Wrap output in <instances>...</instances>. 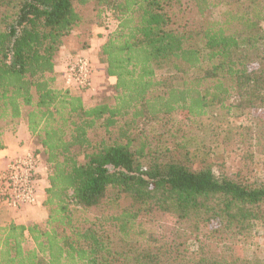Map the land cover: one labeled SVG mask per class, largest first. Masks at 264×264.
I'll return each mask as SVG.
<instances>
[{"label":"trees","instance_id":"trees-1","mask_svg":"<svg viewBox=\"0 0 264 264\" xmlns=\"http://www.w3.org/2000/svg\"><path fill=\"white\" fill-rule=\"evenodd\" d=\"M65 51L107 90L65 88ZM258 110L260 136L264 0H0V123L26 127L47 214L0 225V264H250L264 179L215 174L187 129Z\"/></svg>","mask_w":264,"mask_h":264},{"label":"rangeland","instance_id":"rangeland-1","mask_svg":"<svg viewBox=\"0 0 264 264\" xmlns=\"http://www.w3.org/2000/svg\"><path fill=\"white\" fill-rule=\"evenodd\" d=\"M85 18L90 19L93 13L90 8L75 6ZM103 25L93 29V53L108 32L114 30L116 22L108 17ZM71 39L68 51H76ZM88 57L91 54H86ZM97 97L107 90L108 83L103 76L98 78ZM95 93V94H96ZM258 110L250 117H218L214 116L198 120L187 129L189 149L199 151L206 157L215 174L224 173L228 176L238 175L249 181L264 179V135L257 136L254 117L262 116ZM258 119V118H257ZM261 124H258L260 126ZM43 208L38 211L34 223L42 224L46 220ZM163 230L172 227V218H164L161 222ZM189 250L196 249L195 243L188 244ZM236 254L250 264H264V222L254 223L253 229L237 243Z\"/></svg>","mask_w":264,"mask_h":264},{"label":"built area","instance_id":"built-area-1","mask_svg":"<svg viewBox=\"0 0 264 264\" xmlns=\"http://www.w3.org/2000/svg\"><path fill=\"white\" fill-rule=\"evenodd\" d=\"M62 72L63 86L81 93L94 95L97 91V71L91 66L90 58L80 54L66 59ZM37 159L26 149L7 158L0 167V207L18 211L39 203Z\"/></svg>","mask_w":264,"mask_h":264},{"label":"crops","instance_id":"crops-1","mask_svg":"<svg viewBox=\"0 0 264 264\" xmlns=\"http://www.w3.org/2000/svg\"><path fill=\"white\" fill-rule=\"evenodd\" d=\"M67 56L68 51L61 53L60 57L62 62L67 59ZM60 70H63V67H61ZM97 81L98 79L96 77V82ZM109 82L113 83V79L110 78ZM32 144V139L30 138L24 125H19L15 131H12L9 125L0 123V167L7 158L31 148ZM39 209V203L32 207H27L18 211H10L4 207H0V225L4 226L11 221L22 224L36 221V215L38 214Z\"/></svg>","mask_w":264,"mask_h":264}]
</instances>
